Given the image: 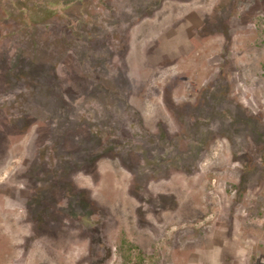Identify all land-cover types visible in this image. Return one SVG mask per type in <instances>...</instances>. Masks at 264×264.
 Returning <instances> with one entry per match:
<instances>
[{
  "label": "rangeland",
  "instance_id": "rangeland-1",
  "mask_svg": "<svg viewBox=\"0 0 264 264\" xmlns=\"http://www.w3.org/2000/svg\"><path fill=\"white\" fill-rule=\"evenodd\" d=\"M262 64L264 0H0V264H264Z\"/></svg>",
  "mask_w": 264,
  "mask_h": 264
},
{
  "label": "trees",
  "instance_id": "trees-1",
  "mask_svg": "<svg viewBox=\"0 0 264 264\" xmlns=\"http://www.w3.org/2000/svg\"><path fill=\"white\" fill-rule=\"evenodd\" d=\"M262 66H264V64H262ZM126 259L128 260V257H127V256H125V262H124V264H127ZM138 260H142V252H139ZM253 261H254V260H253ZM253 261H252V262H253ZM139 262L142 263V261H139ZM252 262H251V263H252Z\"/></svg>",
  "mask_w": 264,
  "mask_h": 264
}]
</instances>
